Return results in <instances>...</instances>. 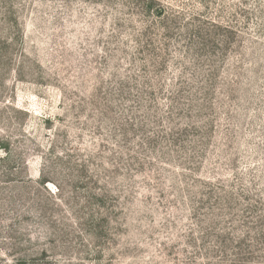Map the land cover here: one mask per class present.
<instances>
[{
  "label": "rangeland",
  "instance_id": "374dc122",
  "mask_svg": "<svg viewBox=\"0 0 264 264\" xmlns=\"http://www.w3.org/2000/svg\"><path fill=\"white\" fill-rule=\"evenodd\" d=\"M0 264H264V0H0Z\"/></svg>",
  "mask_w": 264,
  "mask_h": 264
}]
</instances>
